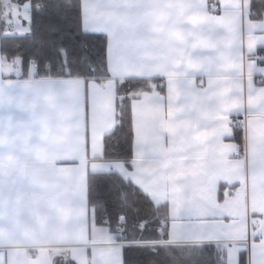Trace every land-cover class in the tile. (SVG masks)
I'll use <instances>...</instances> for the list:
<instances>
[{"label": "snow or ice", "instance_id": "obj_1", "mask_svg": "<svg viewBox=\"0 0 264 264\" xmlns=\"http://www.w3.org/2000/svg\"><path fill=\"white\" fill-rule=\"evenodd\" d=\"M157 3L159 0H0V138L5 113L9 123L18 119L23 125L27 118L41 133L82 116L86 156L92 161L82 172L73 171L58 180L54 196L42 201L41 214L29 223L73 233L82 230L87 246L73 250L74 264H129L126 256L130 252L154 257L163 253L174 261L172 254L178 253L186 264H264V247H256L258 241L264 245V229L254 227L234 257L231 252L225 256L228 248L220 240L226 238L227 229L220 225L230 221L210 219L215 214H206L196 199L170 190L184 181L181 191H186L190 184L188 176L168 163L176 158L172 149L177 142L186 143L187 129L178 127L181 122L170 113L162 115L161 105L145 103L151 97L140 94L143 108L139 118L133 113L130 119L126 159L119 151V140L113 141L117 132L124 130L123 114L120 119L116 115V100L124 99L116 91L117 82L123 86L126 78L140 76L151 67L143 61L163 56L148 49L149 41L137 42L153 31L147 21V6ZM201 3L206 0H191V6ZM253 5H258L264 16V0H249L250 14ZM120 7L125 11L115 10ZM70 16L72 23L68 22ZM45 18L49 24L42 27ZM101 37L103 47L98 48L95 41ZM17 39L24 43L9 47L8 42ZM149 40L154 46L170 47V42L150 35ZM41 62L44 75L39 71ZM136 65L138 70L133 72ZM201 69L205 75L211 70L202 60L194 70ZM182 75L186 78L180 81L186 103L176 115H184L187 109L190 122L192 113L210 104L215 93L200 95L196 76L188 77L187 71ZM170 85V93L176 92L178 101L180 86L172 81ZM255 107L259 111L250 114L247 123L246 162L254 169L251 174L258 177V190L264 193V107L260 103ZM94 116L102 125L98 138L92 130ZM236 155H240L239 147ZM193 159L187 154L180 157L185 166ZM2 177L0 171V196ZM101 178H106L103 183ZM236 183L239 186L241 181ZM110 206L115 210V223L109 218ZM98 207L104 212L99 221ZM257 215L261 213L254 212L253 221ZM0 264L23 261L0 258ZM148 264H158V260L151 259Z\"/></svg>", "mask_w": 264, "mask_h": 264}, {"label": "crops", "instance_id": "obj_2", "mask_svg": "<svg viewBox=\"0 0 264 264\" xmlns=\"http://www.w3.org/2000/svg\"><path fill=\"white\" fill-rule=\"evenodd\" d=\"M208 2L215 7L210 10ZM115 10L125 11L123 7ZM260 11L258 5H253L250 14L249 0H206L198 6H191V0H159L147 6V21L153 31L137 42L149 41L148 49L156 54L162 52L163 56L143 61L151 67L132 77L157 81L133 92L128 101L130 119L133 113L139 118L143 108L140 94H146L151 100L145 103H158L162 115L170 113L181 122L178 127L187 129L186 143L177 142L172 149L176 158L168 163L176 172L188 176L190 184L186 191H181L184 181L170 190L196 199L206 214H215L210 219L230 221L220 225L227 229L226 238L220 240L228 248L225 256L231 252L234 257L254 227L264 229V193L258 190V177L251 174L254 169L246 162L249 115L259 111L256 104L264 107V58L260 56L264 52V16ZM149 35L170 42V47L154 46ZM201 60L205 68L211 69L207 75L202 69L194 70ZM161 64L165 65L163 69L159 68ZM137 70L138 65L132 67L133 72ZM185 71L188 77L196 76L200 95L215 93L210 104L192 113L190 122L187 109L184 115H176L186 103L180 84L186 79L182 75ZM170 81L180 86L178 101L177 93H170ZM201 81L200 88L197 85ZM4 119L0 138L4 181L0 196V258L22 260L23 264H53L57 257L74 262L73 250L87 246L82 230L73 233L52 226L33 227L29 221L41 214L42 201L54 196L58 180L73 171L82 172L86 163H92L86 156L83 117L63 127L54 125L44 133L33 128L27 118L23 125L18 119L9 123L7 113ZM233 119L239 121L231 122ZM101 127L94 116L92 130L97 138ZM241 128L245 131L241 132ZM185 154L194 157L187 166L180 160ZM237 181H241L239 186ZM229 188L236 191L229 192ZM254 212L261 215L256 216L258 224L250 228L245 219ZM256 247L259 250L264 245L258 241ZM249 248L251 257V244Z\"/></svg>", "mask_w": 264, "mask_h": 264}, {"label": "trees", "instance_id": "obj_3", "mask_svg": "<svg viewBox=\"0 0 264 264\" xmlns=\"http://www.w3.org/2000/svg\"><path fill=\"white\" fill-rule=\"evenodd\" d=\"M72 2L74 3L75 0H72ZM74 16V13L72 14ZM69 23H72V17L70 16V19L68 21ZM49 24V22L47 21V18L43 19L41 21V26H47ZM24 41L22 40H10L8 42L9 47H13L16 44H23ZM96 45L98 48H102L103 47V37L97 39L95 41ZM40 75H44V71H43V64L41 62V67H40ZM27 73V70H25V75ZM127 79V83L123 84V86H121L119 83L116 86V91L120 94L124 96V99L121 101L119 98H117L116 100V115H117V119H120L121 116L120 114L122 113L123 116V121H124V130L123 131H118L116 136L113 137V141L115 140H119L120 143V149L119 151L123 154V158H127V153H126V149L130 143V135L127 134V130H128V126H129V122H130V113H129V109H128V101L130 99V97H132V93L139 90V89H143L145 87H147L149 82H155L157 81V79L155 78H143V77H130V78H126ZM131 94V95H129ZM122 104V106H121ZM110 145L112 143V141L109 142ZM104 179L106 178H101V183H103ZM236 189V188H235ZM163 209L161 210V212L163 213ZM97 213V218L98 221L100 218H102L104 216V212L101 208H97L96 210ZM109 218L112 219L113 223L115 222V210L110 206L109 207ZM149 233H146V235H148ZM154 234V233H153ZM172 256L176 257V260L174 261L172 259V257H165L163 253H161L160 257H154L151 253H141V252H130L127 254L126 259L129 261V264H148V261L151 259H156L158 260V264H186V261H184L183 259H179V254L178 253H173ZM53 264H74V262H72L69 259H60L59 257L56 258V260L53 262Z\"/></svg>", "mask_w": 264, "mask_h": 264}, {"label": "rangeland", "instance_id": "obj_4", "mask_svg": "<svg viewBox=\"0 0 264 264\" xmlns=\"http://www.w3.org/2000/svg\"><path fill=\"white\" fill-rule=\"evenodd\" d=\"M228 191L229 192H235L236 190L233 188H229ZM247 221H249V225L251 226L250 228H252L253 226L258 224L256 219H255V221H253V216L251 214L248 215V218L246 217V219H245L246 225H247ZM221 245L223 246V244H221Z\"/></svg>", "mask_w": 264, "mask_h": 264}, {"label": "built area", "instance_id": "obj_5", "mask_svg": "<svg viewBox=\"0 0 264 264\" xmlns=\"http://www.w3.org/2000/svg\"><path fill=\"white\" fill-rule=\"evenodd\" d=\"M214 7H215V4H212V2H208V8H209L210 10L213 9ZM260 56L264 58V52H262V53L260 54ZM197 86L201 88L203 85H202V83H200V84H198ZM158 94H160V92H158ZM237 121H239V120H238V119H233V120H231V122H237ZM114 223H115V222H114Z\"/></svg>", "mask_w": 264, "mask_h": 264}, {"label": "bare ground", "instance_id": "obj_6", "mask_svg": "<svg viewBox=\"0 0 264 264\" xmlns=\"http://www.w3.org/2000/svg\"><path fill=\"white\" fill-rule=\"evenodd\" d=\"M233 189H235V188H233ZM236 190V189H235ZM246 217L248 218V215H246ZM249 225V221H247V226Z\"/></svg>", "mask_w": 264, "mask_h": 264}]
</instances>
